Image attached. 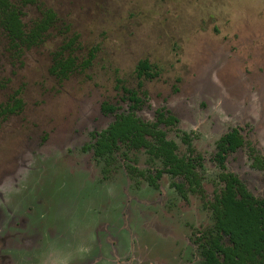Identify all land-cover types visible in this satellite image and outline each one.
<instances>
[{"label":"rangeland","instance_id":"374dc122","mask_svg":"<svg viewBox=\"0 0 264 264\" xmlns=\"http://www.w3.org/2000/svg\"><path fill=\"white\" fill-rule=\"evenodd\" d=\"M38 1L78 35L79 60L97 50L89 67L59 79L49 72L57 30L21 56L0 32V103L15 89L23 103L0 121V264H201L215 140L238 127L264 156V0ZM23 10L27 25L40 15L36 4ZM144 58L158 74L143 79L137 115L168 108L204 156L200 187L184 196L167 174L149 182L159 163L144 150L104 161L82 149L114 118L103 102L128 109L121 85L137 89ZM164 128L185 154L186 140ZM226 166L264 196V170L245 148Z\"/></svg>","mask_w":264,"mask_h":264},{"label":"trees","instance_id":"16d2710c","mask_svg":"<svg viewBox=\"0 0 264 264\" xmlns=\"http://www.w3.org/2000/svg\"><path fill=\"white\" fill-rule=\"evenodd\" d=\"M28 4H36L40 11L39 17L29 25L23 21V8ZM59 21L56 12L38 0H0V32L6 39L8 50L16 56L43 43L51 30H57L62 36L61 43L52 53L49 72L64 79L77 70L89 67L97 47H91L86 57L79 60L75 54L80 48L78 35L74 33L66 36L68 24L61 21L58 25ZM134 71L137 89L121 85L130 101L128 109L118 112L116 106L103 102L102 112L115 113V117L105 128L91 132L90 142L84 148L90 150L94 157L105 160L119 154L126 156L129 151L144 148L160 157L164 166L171 168L173 175H179L189 184H198L194 164L200 163L203 157L176 155L175 143L167 139L166 132L159 127L160 124L171 126L178 122L170 110L157 108L153 121H145L136 115L135 109L144 102L138 90L142 87L143 79H151L158 74L155 66L144 58L138 60ZM19 95L20 89H15L5 102L0 103V121L21 111L23 103ZM243 144L236 128L216 140L214 161L220 168L217 175L219 190L215 192L211 206L214 208L216 231L229 235L231 245L219 244L218 236L213 238L215 249L223 253L224 258L220 261L211 257L212 264H264V198L256 197L235 174L225 170L227 153ZM248 148L249 155L257 163H262L260 155L254 154L250 146ZM211 254L213 256V251Z\"/></svg>","mask_w":264,"mask_h":264},{"label":"flooded vegetation","instance_id":"af4514ba","mask_svg":"<svg viewBox=\"0 0 264 264\" xmlns=\"http://www.w3.org/2000/svg\"><path fill=\"white\" fill-rule=\"evenodd\" d=\"M142 105V104H141ZM139 108V107H138ZM138 108H136L135 109V112L137 111V109ZM158 108H162V107H158ZM166 108V107H165ZM168 109V108H167ZM102 111V110H101ZM156 111V110H155ZM171 112V111H170ZM104 113V112H103ZM110 113V112H109ZM171 114H173L172 112H171ZM136 115H137V113H136ZM174 115V114H173ZM138 116V115H137ZM175 116V115H174ZM114 117H115V113H114ZM154 117H155V112H154ZM153 117V119L152 120H145V121H153L155 118ZM176 118H177V116H175ZM141 118V117H140ZM114 119V118H113ZM142 119V118H141ZM144 120V119H143ZM177 120H178V122L175 124V125H171V126H167V125H165V124H160V128L162 129V130H164L165 132H166V138L167 139H170V140H172L174 143H175V145H176V148H175V150H174V153L176 154V155H178V156H191V157H193V156H196V155H200L201 157H203V159L201 160V162L199 163V162H194L195 164H194V170H195V172H196V176H197V182H198V184L196 183V182H193L192 184H189L188 182H186L182 177H180L179 175H177V176H175V175H173V173L170 171L171 170V168L169 167L168 168V166H164V164H163V160L160 158V157H157V156H155L153 153H151V152H149V151H147L146 149H144V148H142V149H135V150H132V151H129L128 152V154L126 155V156H121V154H119V155H116L115 157H113V158H111V159H107V160H105V159H102V158H96V157H94L93 156V154H92V152L90 151V150H86L85 148H84V146H85V144H87V143H89L90 142V139H89V141L88 142H86L83 146H82V149L83 150H86V151H89V152H91V154H92V156L95 158V159H101V160H104V161H109V160H112V159H114V158H116V157H122L123 159H125V160H128V158L130 157V154H132V153H135L136 151H139V150H144V151H146L149 155H150V157L152 158V159H154V160H157V162L159 163V166L158 167H156L152 172H150L149 174H147V177H148V180H149V182L151 183V184H154V185H156L157 184V181L159 180V179H161V177L164 175V174H167V175H169L170 177H172V178H174V179H177L174 183H173V185H174V187L176 188V190H178V192L180 193V194H182L183 196L185 195V191H192V192H194V191H196V189L197 188H199L200 187V183H201V177H200V168L202 167V165H203V162H204V156L202 155V154H199V153H196L194 150H193V148L191 147V145L189 144V142H187V140L189 139V135H188V133H186V132H183L182 130H180L179 128H178V123H179V119L177 118ZM164 127H166V128H175V131L176 132H179V135H181V138H183V140H186V142H187V152L185 153V154H179L178 152H177V149H178V145H177V142L175 141V140H173V139H171V138H168V136H167V129H165ZM105 128V127H104ZM234 128H236V129H238V131H239V133H240V136L242 137V139H243V142H244V144L243 145H241V146H238L237 148H235L234 150H230L228 153H227V155H226V158H225V161H224V164H225V170L226 171H229V172H231V173H233V174H235L238 178H239V180L246 186V188L249 190V188L247 187V185L242 181V179L236 174V173H234V172H232V171H230V170H228L227 169V166H226V159H227V156H228V154L230 153V152H233V151H235L236 149H238V148H245L246 149V151H247V153H248V156H249V158L252 160V164L254 165V167H256V168H258V169H262V170H264V156L257 150V148L249 141V140H246L245 138H244V136L241 134V132H240V130H239V128L238 127H230L228 130H226L224 133H226L227 131H229V130H232V129H234ZM103 129V128H102ZM101 130V129H100ZM94 131H98V130H94ZM93 132V131H92ZM223 133V134H224ZM223 134H221V135H223ZM220 135V136H221ZM219 136V137H220ZM218 137V138H219ZM90 138H91V133H90ZM217 138V139H218ZM216 139V140H217ZM216 140H215V143H214V150H213V153H212V155H211V160H212V162L215 164V166H216V168H217V173H216V175H215V177H214V179H213V185H214V188H213V192H212V197L208 200V201H206L205 202V206L209 209V211H210V214H211V220H212V223H211V225H209L207 228H205L204 230H202V232H200L199 233V235H197L196 236V242H197V245H198V247H199V250H200V255H201V257H202V263L201 264H212V262H211V260H210V258L211 257H215V258H218L220 261L224 258V254L223 253H221L220 251H218V250H216L215 249V246L213 245L214 244V242H213V238H215V237H217L218 236V239H219V244H222V245H224V246H229V245H231V242H230V238H229V235H227V234H225V233H223V232H220V233H218L217 231H216V229H215V215H214V208L211 206V202L213 201V196H214V194H215V192L216 191H218L219 189V180L217 179V175H218V173L220 172V168L218 167V165L216 164V162L214 161V153H215V144H216ZM185 142V143H186ZM248 146H250L251 148H253V150H254V154H258V155H260V157H261V160L263 161L262 163H257V161L255 160V158L254 157H251L250 155H249V148H248ZM159 171V173H157ZM250 191V190H249ZM252 194H254L252 191H250ZM255 195V194H254ZM256 197H263L264 198V196H258V195H255ZM211 251H213V256H211L212 254H211ZM161 264H168V260H164Z\"/></svg>","mask_w":264,"mask_h":264}]
</instances>
